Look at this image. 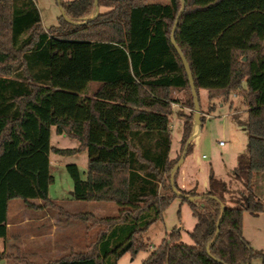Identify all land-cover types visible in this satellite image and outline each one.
<instances>
[{
  "label": "trees",
  "instance_id": "obj_1",
  "mask_svg": "<svg viewBox=\"0 0 264 264\" xmlns=\"http://www.w3.org/2000/svg\"><path fill=\"white\" fill-rule=\"evenodd\" d=\"M184 1L176 41L199 97L208 92L209 112L231 102L238 116L233 96L247 107V150L233 172L240 188L232 190L213 171L203 193L176 182L180 156L170 157L172 102L182 100L174 90L184 92L192 108L183 115L182 150L195 121L189 77L171 41L183 0H98L100 13L93 19L96 0H62L76 23L61 14L49 28L42 25L37 0H0V237H8L9 202L22 199L29 207H55L102 227L84 252L46 264H118L126 253L135 257L150 247L145 233L180 197L197 218L194 244L181 243L175 228L142 264H253L257 258L264 264V251L243 234L244 212H264L254 189L255 176L264 172V0ZM91 82L99 83L92 96ZM119 124L126 125L125 135ZM53 128L79 146H52ZM84 150L90 152L85 178L77 164L67 165L73 196L114 203L115 216L69 213L50 197L51 151ZM172 177L180 191L199 199L178 196ZM5 257L12 254L0 251Z\"/></svg>",
  "mask_w": 264,
  "mask_h": 264
},
{
  "label": "rangeland",
  "instance_id": "obj_2",
  "mask_svg": "<svg viewBox=\"0 0 264 264\" xmlns=\"http://www.w3.org/2000/svg\"><path fill=\"white\" fill-rule=\"evenodd\" d=\"M67 1V0H65ZM41 13L42 25L49 28L56 25L61 15L57 0H37ZM105 7L102 8L104 10ZM98 82H91L88 95L98 88ZM201 109L206 110L209 99L206 90L200 91ZM234 109L231 102L218 103L209 116L199 127L198 138L192 148L186 153L178 168L176 182L186 191H206L209 185L211 171L231 183L232 190H238L240 183L233 178L238 156L247 150L248 133L244 127L248 119L247 107L241 99L233 96ZM198 130V127H197ZM181 128L175 125L173 132L172 156L183 157ZM51 145L59 148H75L79 141L65 134H58L53 128ZM185 148V147H184ZM90 152L84 150L76 154H62L51 151L52 174L54 181L50 186V197L55 204L69 213L93 212L98 217L115 216L119 207L114 203L82 201L74 198L72 192L73 179L67 169L69 164H77L83 177H86ZM256 194L264 201V172L258 173L254 180ZM42 205L43 201H32ZM197 224L190 203L177 197L165 209L162 217L153 223L145 238L150 247L133 257L131 253L122 256L118 264H142L150 253L175 229L180 231V242L193 245L191 232ZM89 223L79 218H68L60 213L58 208L29 207L22 199H12L9 202L8 237H0V251L12 254L11 258L0 259V264H20L16 256H25L37 264H46L55 259L63 258L73 252H84L94 241L101 226L89 227ZM243 234L253 248L264 251V212L254 215L244 212ZM253 264H262L257 258Z\"/></svg>",
  "mask_w": 264,
  "mask_h": 264
},
{
  "label": "water",
  "instance_id": "obj_3",
  "mask_svg": "<svg viewBox=\"0 0 264 264\" xmlns=\"http://www.w3.org/2000/svg\"><path fill=\"white\" fill-rule=\"evenodd\" d=\"M57 1H58L59 6H60L61 14L65 17V19L67 21H69V22L76 23L75 21L71 20L67 16L66 11H65L64 7L61 4L62 0H57ZM95 5H96V13L90 19H93L94 17H96L100 13L98 0H96ZM184 9H185V1L183 0L182 9H181L180 13L178 14V17H177V19L175 21V24H174V27H173V30H172L171 41H172L173 46L175 47V49L179 53V55H180V57H181V59L183 61V64L185 66L186 72L188 74L190 86H191V89H192L193 103H194V113H195V121H194V123H195L196 127L197 126L200 127V125L202 124V122H201L202 109H201V105H200V98H199V95H198V92H197V89H196V85H195L193 72L191 70L189 61L187 60L185 54L183 53V51L181 50V48L179 47V45H178V43L176 41V30H177V27H178V24H179V20H180V17L182 15ZM193 136H194V133H192V135L190 136L187 144L185 145L183 157L181 159H179L178 163L176 164V166L174 168V172L176 170H178L179 166L183 162V158L185 157V155L187 153L188 145L191 144V139H192ZM171 182H172L173 190L178 196L186 197L192 202L197 200V199H199V196H191V195H189L187 193H184V192L180 191L177 188V186H176L174 177H172ZM72 194H73V192H72ZM225 212H226V208H225V205L223 204V212H222V216H221V218L219 220V223L223 219V216H224ZM218 236H219V224H218L217 234H216L212 244L217 240ZM209 248H210V246H209Z\"/></svg>",
  "mask_w": 264,
  "mask_h": 264
},
{
  "label": "crops",
  "instance_id": "obj_4",
  "mask_svg": "<svg viewBox=\"0 0 264 264\" xmlns=\"http://www.w3.org/2000/svg\"><path fill=\"white\" fill-rule=\"evenodd\" d=\"M94 91L92 93H94ZM173 96H174L175 99H181L182 100L181 102H177V101H173L172 102V107H173V109L175 111V114H174V117H173V123H172L173 132H174L175 125H178V126H180L181 132H182L181 134L183 135V124H184V116L183 115L186 114V113L191 112L192 108L190 106L189 101L187 102L186 94L184 92H179V91L174 90L173 91ZM209 113L210 112H209V103H208L207 109L206 110L202 109V115L206 116V118H207L210 115ZM197 127H196V125L194 123V128H193V132L192 133L197 131ZM119 128L121 129V131L123 132L124 135L127 133V127H126L125 124H119L117 129H119ZM198 132H199V127H198ZM172 145H173V138H172ZM192 145H193V143H192ZM170 157L174 158L172 156V150L170 152ZM203 192H205V191H202V192H199V193H203Z\"/></svg>",
  "mask_w": 264,
  "mask_h": 264
},
{
  "label": "built area",
  "instance_id": "obj_5",
  "mask_svg": "<svg viewBox=\"0 0 264 264\" xmlns=\"http://www.w3.org/2000/svg\"><path fill=\"white\" fill-rule=\"evenodd\" d=\"M171 127H173V125H171ZM198 138V132H194V136L191 139V144L194 143V141Z\"/></svg>",
  "mask_w": 264,
  "mask_h": 264
}]
</instances>
